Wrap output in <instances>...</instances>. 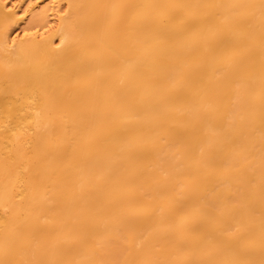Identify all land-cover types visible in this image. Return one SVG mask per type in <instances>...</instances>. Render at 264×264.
I'll list each match as a JSON object with an SVG mask.
<instances>
[{
  "label": "bare ground",
  "instance_id": "obj_1",
  "mask_svg": "<svg viewBox=\"0 0 264 264\" xmlns=\"http://www.w3.org/2000/svg\"><path fill=\"white\" fill-rule=\"evenodd\" d=\"M0 264H264V0H0Z\"/></svg>",
  "mask_w": 264,
  "mask_h": 264
}]
</instances>
